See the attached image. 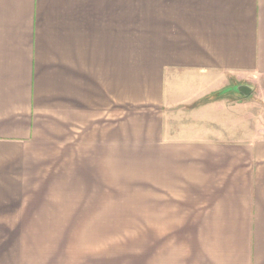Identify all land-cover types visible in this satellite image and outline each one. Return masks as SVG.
I'll use <instances>...</instances> for the list:
<instances>
[{"label":"crops","instance_id":"crops-1","mask_svg":"<svg viewBox=\"0 0 264 264\" xmlns=\"http://www.w3.org/2000/svg\"><path fill=\"white\" fill-rule=\"evenodd\" d=\"M258 81L264 0H0V264H264Z\"/></svg>","mask_w":264,"mask_h":264},{"label":"rangeland","instance_id":"rangeland-1","mask_svg":"<svg viewBox=\"0 0 264 264\" xmlns=\"http://www.w3.org/2000/svg\"><path fill=\"white\" fill-rule=\"evenodd\" d=\"M250 94L254 98L256 97L255 99L259 100L261 103L264 102V82L258 81L254 86H252V92ZM251 111H253L254 116H256L255 125H258V123H260V121H258V117H260L259 115L264 116V114L261 113L262 108L256 107L254 110L252 109ZM261 122L264 123V119H262ZM111 169H112L111 170L112 174L126 173L128 175H132V174H142L148 172L147 170L142 168V166H130V165H128L126 168H122L121 172H119V169L117 167H112Z\"/></svg>","mask_w":264,"mask_h":264},{"label":"water","instance_id":"water-1","mask_svg":"<svg viewBox=\"0 0 264 264\" xmlns=\"http://www.w3.org/2000/svg\"><path fill=\"white\" fill-rule=\"evenodd\" d=\"M237 90L238 92H241L244 95H249L250 92L252 91V87L244 84V85L237 86Z\"/></svg>","mask_w":264,"mask_h":264}]
</instances>
